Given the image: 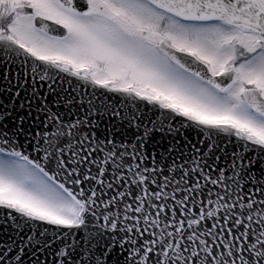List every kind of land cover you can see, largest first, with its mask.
Here are the masks:
<instances>
[{
	"label": "snow or ice",
	"instance_id": "snow-or-ice-1",
	"mask_svg": "<svg viewBox=\"0 0 264 264\" xmlns=\"http://www.w3.org/2000/svg\"><path fill=\"white\" fill-rule=\"evenodd\" d=\"M0 264H264V0H0Z\"/></svg>",
	"mask_w": 264,
	"mask_h": 264
}]
</instances>
